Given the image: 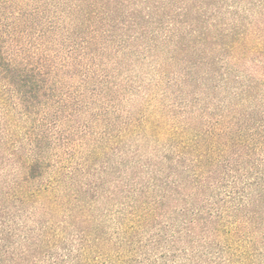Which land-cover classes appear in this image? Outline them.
I'll use <instances>...</instances> for the list:
<instances>
[{"label":"trees","instance_id":"obj_1","mask_svg":"<svg viewBox=\"0 0 264 264\" xmlns=\"http://www.w3.org/2000/svg\"><path fill=\"white\" fill-rule=\"evenodd\" d=\"M0 264H264V0H0Z\"/></svg>","mask_w":264,"mask_h":264}]
</instances>
